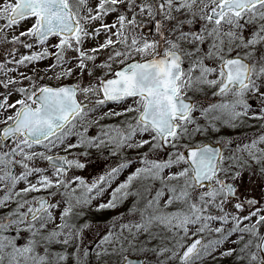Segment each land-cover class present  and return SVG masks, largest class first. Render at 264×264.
<instances>
[{
  "label": "snow or ice",
  "instance_id": "obj_1",
  "mask_svg": "<svg viewBox=\"0 0 264 264\" xmlns=\"http://www.w3.org/2000/svg\"><path fill=\"white\" fill-rule=\"evenodd\" d=\"M217 252L264 264V0H0V264Z\"/></svg>",
  "mask_w": 264,
  "mask_h": 264
},
{
  "label": "rangeland",
  "instance_id": "obj_2",
  "mask_svg": "<svg viewBox=\"0 0 264 264\" xmlns=\"http://www.w3.org/2000/svg\"><path fill=\"white\" fill-rule=\"evenodd\" d=\"M45 64H41L40 67H44ZM109 123H115V121H109ZM95 131V129H93ZM230 135L238 136L240 133L234 130H228V133ZM124 155L130 157L132 159V164L128 169H125L124 172L121 173L119 180L122 181L126 178V176L129 174V172L134 171L135 167L138 166L136 163V156L137 153L134 151L125 152ZM119 163V161L115 157L108 156L106 154H100V153H94L92 157V163L89 165L88 170L83 173V175L91 180L92 178H96L100 175H103L109 168L114 167ZM245 184L249 183V180L247 177H245L244 180ZM110 191V190H109ZM109 198L108 193L105 194L103 198L99 202L105 203L107 202V199ZM131 206V198L129 200L125 201L124 203L118 205L115 209H106L104 211H96L95 210V203L93 206V213L91 217V222L104 225L107 223H110L114 218L121 217L127 212V208ZM124 222H128L125 220ZM119 228L117 227V231ZM234 238V237H233ZM153 246H155L159 241H153ZM232 245L229 242H226L224 246V250H226L228 247H231ZM136 258H142L144 261V264H155V257L152 256L151 253L144 255L138 253ZM207 264H233V258L232 257H221L219 255V252L216 253V258L212 259L211 257L207 258Z\"/></svg>",
  "mask_w": 264,
  "mask_h": 264
},
{
  "label": "water",
  "instance_id": "obj_3",
  "mask_svg": "<svg viewBox=\"0 0 264 264\" xmlns=\"http://www.w3.org/2000/svg\"><path fill=\"white\" fill-rule=\"evenodd\" d=\"M133 258H134V259H140V260H142V264H144V263H143V259H142V258H136V257H133Z\"/></svg>",
  "mask_w": 264,
  "mask_h": 264
}]
</instances>
